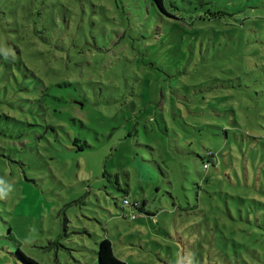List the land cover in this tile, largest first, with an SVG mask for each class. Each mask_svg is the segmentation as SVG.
Segmentation results:
<instances>
[{
  "label": "rangeland",
  "instance_id": "1",
  "mask_svg": "<svg viewBox=\"0 0 264 264\" xmlns=\"http://www.w3.org/2000/svg\"><path fill=\"white\" fill-rule=\"evenodd\" d=\"M163 3L0 0V264H264V0Z\"/></svg>",
  "mask_w": 264,
  "mask_h": 264
},
{
  "label": "trees",
  "instance_id": "2",
  "mask_svg": "<svg viewBox=\"0 0 264 264\" xmlns=\"http://www.w3.org/2000/svg\"><path fill=\"white\" fill-rule=\"evenodd\" d=\"M151 2L162 12H164L165 14H167L165 12V9H164V3H163V0H151ZM218 14L220 13H217V14H211L213 15L214 17H216ZM171 17V16H170ZM180 91H183V94L184 95H179L177 98L178 100L183 104V105H186L187 107V101H189L190 99H193L194 100V104L193 106H197L198 108L199 107H202V103L201 101L204 99L203 96H198V94H202L201 93V90L198 92V93H193V92H188L187 91V88H182ZM213 111V110H212ZM214 113H217L215 111H213ZM215 117V115H213ZM219 121H222L221 119ZM234 123V125H237V119L232 122V124ZM211 130H208V133H210L211 135L213 136H219V135H224L226 137V139L228 138V134H229V130L228 129H224L218 125H210L208 126ZM246 136H248L246 134ZM217 157V154H213L212 152H206L205 153V156H204V159H206L205 162L202 163V166H203V169L204 170H208L209 169V165H210V161H212V159L216 158ZM200 159H203L200 157ZM143 161V160H142ZM145 162V161H143ZM158 169L160 170V167H158ZM126 201V199H124ZM123 200V202H124ZM132 204H137L138 206H134L133 208H135L139 213L140 215L143 217V219H151V218H155V215L150 212V211H146L145 210V205L146 203L145 202H139V203H136V202H132ZM125 206H123L124 208ZM132 207V206H131ZM140 215H135L136 217L134 219L131 218V220H135L137 218L140 217ZM134 216V215H133ZM123 218H125L126 216L125 215H122ZM132 217V215H131ZM97 259H98V262L99 264H123L121 261H119L113 254V250H112V245L110 243L109 240L107 239H104L102 240L100 243H99V247H98V250H97ZM23 260L28 263V264H37L35 261L27 258V257H23Z\"/></svg>",
  "mask_w": 264,
  "mask_h": 264
},
{
  "label": "built area",
  "instance_id": "3",
  "mask_svg": "<svg viewBox=\"0 0 264 264\" xmlns=\"http://www.w3.org/2000/svg\"><path fill=\"white\" fill-rule=\"evenodd\" d=\"M123 206H125V207H126V206H129V207L132 206V207H134V206H135V207H136V206H138V205H137V204H132V203H130L129 201L124 200V202H123ZM135 217H136V216H133V215H132L131 218L134 219Z\"/></svg>",
  "mask_w": 264,
  "mask_h": 264
}]
</instances>
